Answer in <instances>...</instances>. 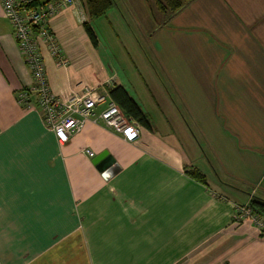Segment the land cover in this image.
Segmentation results:
<instances>
[{"label":"crops","instance_id":"obj_1","mask_svg":"<svg viewBox=\"0 0 264 264\" xmlns=\"http://www.w3.org/2000/svg\"><path fill=\"white\" fill-rule=\"evenodd\" d=\"M87 19L80 4L51 21L67 61L44 51L53 93L122 85L152 128L132 142L89 119L59 144L17 100L34 80L0 0V264H264L263 229L234 219L236 203L264 200V0H190L156 28L157 47L131 57L136 78L101 62ZM81 47L88 70L73 64ZM134 82L174 91L172 133L187 148ZM103 152L119 166L110 178L94 163ZM198 161L209 185L186 173Z\"/></svg>","mask_w":264,"mask_h":264},{"label":"built area","instance_id":"obj_2","mask_svg":"<svg viewBox=\"0 0 264 264\" xmlns=\"http://www.w3.org/2000/svg\"><path fill=\"white\" fill-rule=\"evenodd\" d=\"M4 13L13 26V35L33 76L30 90L20 91L17 100L29 108H37L45 125L51 129L59 144L67 143L92 119L104 122L128 141L141 135V125L127 116L110 97L109 88L86 87L82 93H73L63 99L53 93L45 62L47 49L59 64L67 63L64 51L51 28L52 19L64 8L80 5V0H1ZM108 86L110 82L107 83ZM36 99H32V95ZM102 106L101 110L98 108ZM89 156L95 153L87 149ZM236 216L249 219L264 232V218L244 205H238Z\"/></svg>","mask_w":264,"mask_h":264},{"label":"rangeland","instance_id":"obj_3","mask_svg":"<svg viewBox=\"0 0 264 264\" xmlns=\"http://www.w3.org/2000/svg\"><path fill=\"white\" fill-rule=\"evenodd\" d=\"M165 18L166 16L162 15L160 11L157 10L155 0H114V3L105 15L92 19L88 18V21L92 25L98 37V45L95 51L101 59V62L109 70H114L124 77L128 76L129 78V76H134L136 78V69L133 67L131 57H143L144 50L149 52L148 50L153 49V44L156 47L158 46V32L156 31V28ZM80 54H82V57L76 58L78 61H74L73 64L77 65L79 68L84 67L87 70L88 65L92 68V65L87 62L91 61V50L89 48L87 49L86 47H81V51L77 55ZM87 58L89 60H87ZM80 61H84L86 64ZM134 84L139 89L137 90L135 86L131 84V87L136 89L133 90L132 93L136 94L137 92L138 95L136 94V96L139 98V101H151V104H149L147 107H144L147 111L149 110L148 112H150V116L152 118L156 119L157 117L159 118L161 116H164V119L165 117L169 118V121H162L164 127H160V130H162L164 134L170 136L171 140L177 142L178 144L181 142L184 145L185 142V148H187L188 145L186 144V139L177 137L174 135V133H172L173 128L177 129L181 126V123H179L180 119L175 121L174 106L172 105L169 107V101L174 100V91H158L152 89L150 92L145 89L143 90L140 85H137L135 82ZM154 101H158L157 106ZM183 115H185V117L188 119L186 114ZM185 117L182 118V120H185ZM177 123L178 127H176ZM201 151H203L202 148ZM201 156L205 157V153L202 152V155L199 157ZM200 163L201 162L198 161L195 165L187 164L188 168L186 169V173L190 176L188 172L197 167L201 169L207 176V173L204 171V169L200 167ZM207 183L209 185L208 177ZM211 188L209 187V189ZM223 195L226 197L225 194ZM223 195L217 196L220 200H224L225 197ZM251 201H247L246 203H236L234 214L235 221L245 220L241 218L239 219L236 216L238 205H244L251 210H254L250 205Z\"/></svg>","mask_w":264,"mask_h":264},{"label":"trees","instance_id":"obj_4","mask_svg":"<svg viewBox=\"0 0 264 264\" xmlns=\"http://www.w3.org/2000/svg\"><path fill=\"white\" fill-rule=\"evenodd\" d=\"M157 10L166 19L171 18L174 13L181 9L190 0H155ZM114 0H80V4L87 17L97 18L107 13ZM85 30L94 44L98 45V37L92 25L87 20L84 21ZM110 97L121 107L123 112L130 118L135 119L141 126L152 128L148 115L144 112L138 101L124 88L122 85H116L109 89ZM191 177L203 184H207L206 174L199 168H195L188 172ZM253 211L264 215V200L252 199L251 204Z\"/></svg>","mask_w":264,"mask_h":264},{"label":"water","instance_id":"obj_5","mask_svg":"<svg viewBox=\"0 0 264 264\" xmlns=\"http://www.w3.org/2000/svg\"><path fill=\"white\" fill-rule=\"evenodd\" d=\"M94 163L97 164L100 169L104 170V176L106 178H110L119 170V166L115 163V161H113V159L107 156L106 152H103L101 155H99L94 160ZM103 165H108V167L103 169Z\"/></svg>","mask_w":264,"mask_h":264}]
</instances>
